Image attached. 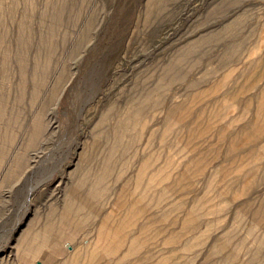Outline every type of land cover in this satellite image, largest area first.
Wrapping results in <instances>:
<instances>
[{
    "label": "rangeland",
    "instance_id": "1",
    "mask_svg": "<svg viewBox=\"0 0 264 264\" xmlns=\"http://www.w3.org/2000/svg\"><path fill=\"white\" fill-rule=\"evenodd\" d=\"M0 264H264V0H0Z\"/></svg>",
    "mask_w": 264,
    "mask_h": 264
},
{
    "label": "bare ground",
    "instance_id": "2",
    "mask_svg": "<svg viewBox=\"0 0 264 264\" xmlns=\"http://www.w3.org/2000/svg\"><path fill=\"white\" fill-rule=\"evenodd\" d=\"M134 187V186H133ZM124 188V187H123ZM130 191V190H129ZM129 198V197H128ZM132 201V200H131ZM113 204V203H112ZM131 205V204H130ZM121 212V211H120ZM118 213V212H117ZM67 218V217H66ZM63 221V220H62ZM104 221V220H103ZM110 222V221H109ZM43 235V234H42ZM68 235V234H67ZM42 239V238H41ZM66 246V245H65ZM3 249V248H2ZM7 255V254H6ZM12 258V257H10ZM11 260V259H10ZM9 261V260H8ZM10 263V262H9Z\"/></svg>",
    "mask_w": 264,
    "mask_h": 264
}]
</instances>
